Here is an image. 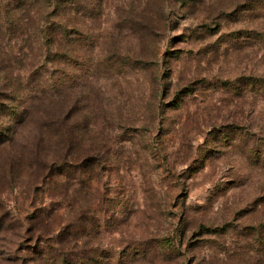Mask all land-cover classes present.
Wrapping results in <instances>:
<instances>
[{
	"label": "rangeland",
	"instance_id": "rangeland-1",
	"mask_svg": "<svg viewBox=\"0 0 264 264\" xmlns=\"http://www.w3.org/2000/svg\"><path fill=\"white\" fill-rule=\"evenodd\" d=\"M69 2L0 0V92L30 111L12 135L0 117V264L75 250L97 264H264V159L250 153H264V95L247 88L264 82V4ZM60 22L72 39L51 31ZM71 100L61 127L76 156L102 159L75 183L41 166L59 160L42 149L59 125L41 124H64Z\"/></svg>",
	"mask_w": 264,
	"mask_h": 264
},
{
	"label": "trees",
	"instance_id": "trees-1",
	"mask_svg": "<svg viewBox=\"0 0 264 264\" xmlns=\"http://www.w3.org/2000/svg\"><path fill=\"white\" fill-rule=\"evenodd\" d=\"M71 0L67 5H61V8H69L73 9L74 8V3ZM253 2L256 3H263L264 0H253ZM76 3V2H75ZM76 5V4H75ZM66 6V7H64ZM253 6V4H252ZM76 10V9H75ZM4 17H8L5 16ZM62 21L64 20V17H62ZM72 30L70 27H67L64 23H56L55 25H52L51 31H57V34L60 36L61 39H72ZM56 33V32H55ZM72 45V44H71ZM70 53H67L66 51H63L69 56V58L72 59V51L69 50ZM59 56H62L59 54ZM61 58V57H60ZM125 59L121 60L120 63L122 65H128L129 63L127 61H124ZM248 90H255L258 89L260 90V93L264 95V82H259L256 80H251L247 84ZM15 91H10V95L5 92H0V117L2 120H6L9 125H12V131L11 135L15 132H17L20 126L23 125H28V121L30 118V111L29 108L25 105V101L21 103V105H18L15 103L16 99L14 95ZM70 106H67L69 117L65 118V123L64 124H58L57 121H45L41 125H59L55 127L54 129H50L53 135V139L51 141H46L44 146H42V149L46 148H55L57 152V158L59 160H51L50 162L45 160L41 163V166H43L44 171H45V178L47 179L48 177L50 178L51 176L54 175H59L63 176L66 178L72 179V182L75 183L77 179L79 180L78 182L81 181L80 179V173L78 174L77 172H85L88 167L91 165H96L99 164V161H101V158H95L91 157L90 155H83V156H76L75 153V131L73 128L70 126L67 127H61V125H72V100L69 101ZM45 119V118H44ZM0 121V123H3V121ZM61 128V129H60ZM58 131V132H57ZM37 133V132H36ZM43 133V132H42ZM42 133H37V139L38 143H42L45 139H42L41 135ZM7 137L5 135L4 131H0V137ZM45 137V133H44ZM3 141H0V144ZM29 154H30V160H32L31 157V149L29 147L28 149ZM5 152V151H4ZM263 152H264V146H263ZM250 153L252 154L251 157L257 162L260 160L262 157L264 159V153L263 155L258 154V152L254 151L252 152V149H250ZM37 161V160H33ZM38 162V161H37ZM31 166V165H30ZM35 166L39 168V164L35 163ZM196 166V162L190 166V170L193 169ZM195 170V168H194ZM192 170V171H194ZM79 177V178H78ZM65 235L71 234V230H65ZM163 241H160V243ZM135 252V251H133ZM59 255V260L56 261L54 264H89L88 261L91 260L93 263L92 264H97V260L89 257L86 255V252H82V250H75L74 252H63L60 251L58 253ZM140 254V253H138ZM126 256V255H125ZM67 257H71V259L67 260ZM134 258V257H133Z\"/></svg>",
	"mask_w": 264,
	"mask_h": 264
}]
</instances>
